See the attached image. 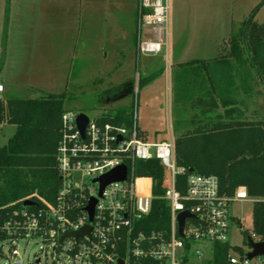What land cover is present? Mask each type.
<instances>
[{"label":"rangeland","instance_id":"1","mask_svg":"<svg viewBox=\"0 0 264 264\" xmlns=\"http://www.w3.org/2000/svg\"><path fill=\"white\" fill-rule=\"evenodd\" d=\"M169 1L168 49L143 55L137 48L145 34L138 0H0V82L8 87L0 96L62 94V109L97 118L123 112L150 142L174 137L208 117L223 119L216 108L204 112L184 100V84L205 79V70L192 75L193 65L184 72L176 67L214 56L252 12L254 21L264 24V0ZM143 78L149 81L138 88ZM262 105L256 98L255 109ZM14 131L13 124L1 125L0 146ZM254 200L247 196L228 207V241L243 252ZM17 251L22 264L34 257L38 264H51L50 249L41 241H19ZM253 263L263 264L257 258Z\"/></svg>","mask_w":264,"mask_h":264},{"label":"built area","instance_id":"2","mask_svg":"<svg viewBox=\"0 0 264 264\" xmlns=\"http://www.w3.org/2000/svg\"><path fill=\"white\" fill-rule=\"evenodd\" d=\"M140 27L145 34L138 52L156 54L168 49L169 0H138ZM3 86L0 83V93ZM79 113L64 109L59 119L55 148L58 186L52 199L29 195L31 205L8 212L0 222V264H22L19 241H41L50 249L51 264H204L213 243H229L233 201L247 198L244 186L232 193L220 188L217 176L199 174L178 166L173 155L174 137L146 141L131 126L90 117L83 134L76 125ZM157 159L166 173V187L160 195L151 193V179L136 175L138 160ZM119 165L126 167L123 180L110 181L100 189L98 177ZM187 172L183 190L176 176ZM154 198L162 199L167 224L147 228L146 217ZM22 200V201H23ZM92 202V212L88 207ZM186 211L179 233L178 214ZM240 229L239 220L236 222ZM86 228L81 236L73 233ZM247 238L261 241L251 232ZM247 243V240H246ZM5 247V248H4ZM231 252L230 264H256L264 255L248 259L246 253ZM39 257L26 264H38Z\"/></svg>","mask_w":264,"mask_h":264},{"label":"trees","instance_id":"3","mask_svg":"<svg viewBox=\"0 0 264 264\" xmlns=\"http://www.w3.org/2000/svg\"><path fill=\"white\" fill-rule=\"evenodd\" d=\"M253 14L243 21L237 34L223 39L216 57L177 65L182 72L193 65L192 74L205 70L206 85L200 86L202 95H215L218 101L217 105L214 100L209 107H198L204 112L217 107L224 118L208 117L177 134L173 155L178 166L217 176L221 190L227 193L244 186L247 195L256 199L252 206V232L264 242V117H243L238 96L240 93L259 96L262 94L259 84L264 86V24L254 21ZM146 82L139 79L138 88ZM62 101V94L52 93L0 96V127L3 123L15 126L13 134L0 146V222L12 209L21 207L22 200L29 195L52 199L59 182L55 148L60 114L64 110ZM101 119L125 126L134 122L123 112L104 113ZM135 172L150 177L152 195L163 193L166 173L157 159L138 160ZM186 174L176 176L179 190H183ZM146 221L147 228L167 224L162 199L152 200ZM231 252L243 251L230 243H213L211 257L204 264H230L227 258Z\"/></svg>","mask_w":264,"mask_h":264},{"label":"crops","instance_id":"4","mask_svg":"<svg viewBox=\"0 0 264 264\" xmlns=\"http://www.w3.org/2000/svg\"><path fill=\"white\" fill-rule=\"evenodd\" d=\"M215 53L216 54H214V56L206 57L205 59H213L214 57H216L218 55L219 52L215 51ZM184 62H186V61H184ZM179 63H181V62H179ZM219 70H220V68H219ZM190 81L192 82V84H190V82H189L188 88L186 87V85H188V84L184 85V100L186 103H188L189 105H197V106L198 105H200V106L204 105V106L209 107V106L214 104V100H215L214 105H217L216 102L218 101V99L216 98L215 95H212V96H207V94L205 96L202 95L203 91L200 90L201 89L200 86L204 85V84L206 85V79H201V80L192 79ZM0 83L3 86L2 92L8 90V87L4 82L1 81ZM259 88H261V90H262V94L259 96H255L253 94L251 96H249L248 94L243 95L241 93H240V95H238L242 101L241 107H242V110L244 111L243 117H245V118H248V117L254 118L256 116L264 117V86H263V84H262V86H261V84H259ZM259 97H261L263 99V105H262L261 109H255L256 98L258 99ZM198 100H199V102H198ZM214 108L221 111L217 107H213V109ZM139 131L142 134H144L141 130H139Z\"/></svg>","mask_w":264,"mask_h":264},{"label":"water","instance_id":"5","mask_svg":"<svg viewBox=\"0 0 264 264\" xmlns=\"http://www.w3.org/2000/svg\"><path fill=\"white\" fill-rule=\"evenodd\" d=\"M87 122V117L84 113H79L76 117V125L81 133L83 134L84 126ZM189 171H192V169H188ZM125 172H126V167L124 165H119L112 169L111 171L103 174L102 176L98 177L99 183H100V189L103 188L105 184H107L110 181L114 180H123L125 178ZM23 205H31L33 204L32 201L30 200H23L22 201ZM89 213L91 214L92 212V202L91 205L88 207ZM188 216V213L186 211H182L178 214V221H179V233L182 230V225H183V220L184 218ZM87 229L83 228L79 230L78 232L73 233L74 236H81L84 232H86ZM247 246L251 248V251H248L246 253V257L248 259L258 256V255H264V242L263 241H258V242H253L250 238H247ZM121 260L118 261V264H121Z\"/></svg>","mask_w":264,"mask_h":264}]
</instances>
